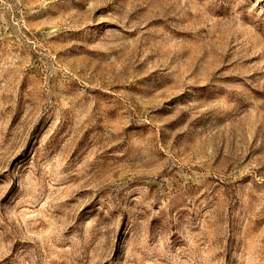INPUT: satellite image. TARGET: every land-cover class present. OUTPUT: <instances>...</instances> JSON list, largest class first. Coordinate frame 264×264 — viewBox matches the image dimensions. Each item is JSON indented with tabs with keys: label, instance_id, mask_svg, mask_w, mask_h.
<instances>
[{
	"label": "rangeland",
	"instance_id": "374dc122",
	"mask_svg": "<svg viewBox=\"0 0 264 264\" xmlns=\"http://www.w3.org/2000/svg\"><path fill=\"white\" fill-rule=\"evenodd\" d=\"M0 264H264V0H0Z\"/></svg>",
	"mask_w": 264,
	"mask_h": 264
}]
</instances>
